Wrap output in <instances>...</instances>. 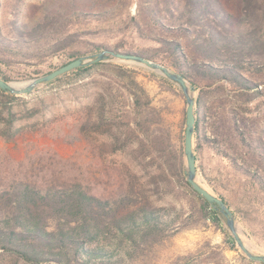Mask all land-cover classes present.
Here are the masks:
<instances>
[{"label":"trees","instance_id":"16d2710c","mask_svg":"<svg viewBox=\"0 0 264 264\" xmlns=\"http://www.w3.org/2000/svg\"><path fill=\"white\" fill-rule=\"evenodd\" d=\"M24 4L25 0H0V79L6 83L28 79L20 73L22 67L66 56L62 67L105 50L158 62L180 75L197 93L192 151L196 175L206 183V188L203 183L201 187L237 215L199 163L205 147L219 159L226 175L249 183L256 189L249 187L251 194L264 199V131L248 139L233 122L248 160L239 164L219 146L217 137L208 138L202 130L211 91L228 90L245 101L264 97V88L258 89V79L264 78V0H47L29 25L21 21ZM133 5L136 15L129 13ZM107 21L114 25L79 29ZM106 36H114V41L89 40ZM100 70L109 75L96 86L92 99L84 103L76 99L71 110L75 119H83L75 125L76 133L95 143L103 158L138 140L142 154L150 147L157 155L158 178L147 181L151 189L139 187L132 179L127 189L109 197L95 195L78 180L38 182L13 177L1 181L0 264H153L157 249L167 240L208 219L222 230L225 245L234 249L233 238L221 226L223 216L187 182L183 149L172 144L168 132L156 127L160 114L135 71L100 61L45 85L70 77L83 80ZM40 76L38 71L32 75ZM160 81L171 88L167 79ZM59 116L38 103L28 107L22 96L0 90L3 141H13L23 127L40 119ZM170 197L182 204H166ZM247 207L252 209L254 202ZM261 229L264 232V223Z\"/></svg>","mask_w":264,"mask_h":264},{"label":"rangeland","instance_id":"374dc122","mask_svg":"<svg viewBox=\"0 0 264 264\" xmlns=\"http://www.w3.org/2000/svg\"><path fill=\"white\" fill-rule=\"evenodd\" d=\"M24 5L21 21L29 25L39 17L40 9L47 5V0H25ZM129 13L137 14L135 5L129 9ZM113 25L114 23L107 21L102 24H87L79 29H107ZM97 38L89 40L106 43L114 41V36L110 39L107 36ZM88 56L90 55L83 57ZM66 61V56H60L41 65L22 67L20 73L28 75V79L11 82L22 85L33 78L35 71L44 75ZM106 62L135 71L137 81L151 99V105L160 114L156 119V127L168 132L172 144L183 149L186 103L184 96L179 95V87L167 79L171 88H165L160 81V78H164L162 75L139 63L115 58H109ZM104 72L100 70L95 75L78 81L70 77L52 85L43 83L30 93L21 95L28 102V107L38 103L44 110L50 109L62 116L56 119H40L36 124L23 127L22 132L13 141L0 139V182L13 177L38 182L52 178H58L59 181L78 180L87 185L95 195L109 197L127 189L132 179L139 187L144 188L149 187L147 181L158 178L160 166L157 155L150 147L147 154H142L138 140H134L124 151L103 158L95 143L86 142L76 133L75 125L83 119H75V114L71 112L72 108L76 107L75 100L82 103L91 100L96 86L109 75V72ZM258 82V89H263L264 78L258 79ZM196 96L197 93L194 92L193 97ZM207 98L209 114L202 129L205 136L217 137L219 146L233 154L239 164H244L248 161L247 156L234 131L233 122H237L239 129L245 132L246 138L257 137L264 131V97L245 101L238 99L228 90L219 89L211 91ZM105 142L109 144L108 140ZM183 161L186 166L184 155ZM199 163L214 189L223 195L235 210L237 215L232 213V216L244 245L252 253L264 255V232L261 229L264 223L263 197L251 194L248 190L251 187L249 183L245 184L230 173L226 175L227 170L223 169L219 159L205 147L199 155ZM195 179L199 185L203 183L206 188V183L196 172ZM251 188L256 190L255 187ZM165 201L166 204H182L172 197ZM251 201L254 202L252 209L247 207ZM221 226L231 236L224 217ZM224 240L222 230L217 229L212 220L199 222L159 247L153 264H253L235 243V248L230 249Z\"/></svg>","mask_w":264,"mask_h":264},{"label":"water","instance_id":"95a60500","mask_svg":"<svg viewBox=\"0 0 264 264\" xmlns=\"http://www.w3.org/2000/svg\"><path fill=\"white\" fill-rule=\"evenodd\" d=\"M109 58H115L119 60L133 61L143 65L144 67L162 75L164 78L175 83L185 98L186 111H185V129H184V141H183V152L186 159V180L192 189L199 194L203 199L209 203L215 211H218L225 219L226 226L234 240L237 248L250 260L256 263L264 264V255H256L252 253L243 243L240 238L235 222L232 216V212L225 205V203L219 198L212 195L206 189L201 187L195 179V157L192 151V140L194 134V97L195 88L186 82L180 75L170 71L164 65L158 62H151L147 59L136 56L128 55L121 52H114L110 50H105L97 54L90 55L88 57H80L74 61L67 63L66 65L59 67L58 69L40 76L28 80L24 84H19L15 82L6 83L0 79V90L6 91L9 94L21 96L30 93L36 86L50 82L60 75L70 72L71 70L77 69L79 67L96 63L100 61H107Z\"/></svg>","mask_w":264,"mask_h":264}]
</instances>
